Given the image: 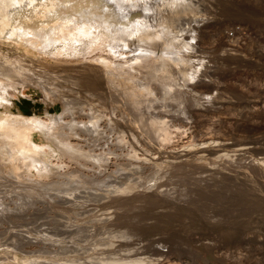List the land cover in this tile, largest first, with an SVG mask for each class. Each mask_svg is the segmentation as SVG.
<instances>
[{"label":"rangeland","instance_id":"rangeland-1","mask_svg":"<svg viewBox=\"0 0 264 264\" xmlns=\"http://www.w3.org/2000/svg\"><path fill=\"white\" fill-rule=\"evenodd\" d=\"M67 1L63 0L67 8L65 9L68 13H72L73 7L68 6ZM72 1L85 7V4L90 6L92 0ZM93 1L102 8L106 5L104 0ZM149 1L148 3L155 8H159L158 5L160 4L163 6L165 14L162 12L161 21L158 23L162 22L163 27L168 30H163L162 24L161 26L159 24V28L163 32L161 33L162 40L166 38L163 41H169L166 42L169 45L170 42L172 43L169 38L174 39L173 42H177L178 40L175 39L184 35L185 39L182 37V40L180 39L179 43L177 42V45L174 44V46L178 51L183 50L180 45H182L183 39L186 40L185 42L188 40L187 43L191 50L188 49V53L185 51V55H190V57L187 56L188 61L193 62L190 72H193L196 67H200L194 79L186 81L188 84L182 80V76L185 79V73L189 72L188 69L185 71L186 68L184 71L177 70L175 72L177 78L173 77L172 74H169L171 77H166L168 82V79L173 77V81L171 82V79L169 83H173L175 85L174 90L180 93V98L178 96L170 99L173 105L170 102L163 103L164 105L159 104L160 96H158V98H153V101L155 100L154 102L158 104L148 101L142 107L145 110L143 111L144 115L151 119L150 113L155 115L166 111V115H170V117L163 116L164 119L162 118V120L161 116L159 117L160 121L167 126V131L171 133V144L168 143L167 149H178L183 145H190L193 141V138H189V136L192 135L191 133L194 131L192 126L195 125L182 107L188 97L194 99L192 102L196 105L197 120L199 121L200 118L201 122H204L203 124H208L207 128L202 129L199 133V138L196 140L198 142L215 136H222L223 132L228 129L232 130L234 124L263 125L264 0H176L173 2L176 5L171 7H169V0ZM163 1L166 3L165 6L162 4ZM40 2L42 4V1ZM77 4L74 6L76 7ZM178 7L180 8L178 9ZM110 8L115 9V6L110 4ZM65 9L63 11L67 13ZM81 9L79 8V10ZM63 11L61 10V12ZM141 12L135 13L131 20L134 22L136 19L142 18L144 13ZM22 14L26 15L27 12ZM32 25L34 26V23ZM169 32L176 34L172 36ZM177 32H179L178 35ZM191 35L194 36L193 39L190 37ZM2 38L4 41H1ZM2 38L0 39L2 56L7 55V58L10 57V60L15 61V57L18 56L17 51L12 50L13 46H9L5 42L4 36ZM163 43H160L162 47H159V50L161 51L164 46ZM220 45L221 47L223 45L222 50H220ZM59 48H54L47 53L45 64L43 63L44 60L40 59L43 67L48 69L46 73L48 77H53L56 66L61 65L60 61L53 57ZM166 48L168 47H164V52H170L171 49ZM70 57L73 58V56H69V59L63 58L70 60V64L68 61L64 64L71 65L68 68L70 70L75 69V64L78 67L81 59L84 60L83 57H78L77 60L79 61ZM71 59L74 63L71 62ZM37 65L41 67L40 64ZM72 74L68 73V77ZM66 75L65 77H67ZM72 76L75 77V74ZM53 78L56 76L54 75ZM145 80L142 82L146 83L148 77ZM58 84H62V81H58ZM69 85L72 84L69 83ZM62 86L64 87V84ZM72 87L74 88L75 85ZM8 97L15 103L12 107L14 114L46 117V103L41 89L28 86L23 90H10ZM85 101L87 100L82 102ZM187 103L186 101L184 105ZM95 105L92 114H96L95 116H99L97 109L101 108L102 111L109 106L100 102H93L92 106ZM171 105L172 108H170ZM86 106L88 105L86 104ZM47 108L49 117H58L63 111V106L59 102L49 104ZM175 112L177 115H173ZM108 114L106 111L101 114L103 119L98 117L101 120L102 131L107 135H104L106 140L101 139L98 142L94 135L93 139L87 143L78 141L72 136L69 138L72 144L76 142L74 146L80 144L92 159L84 157L86 159L84 162L82 160L84 158L81 157L79 158L81 161L78 159H73L75 162L71 161L70 158L60 155V152L51 145L59 154L55 152L54 156L45 157L44 163L45 165L48 164L47 171L49 169V174L45 172L42 175L36 169L25 170L22 167L16 171L9 164L4 165L5 167L3 166L4 168L0 170V264H99V262L112 264L116 259L117 261L121 259L126 261L144 259L143 264H264V251L261 254L260 252H236L234 249H231L232 251H219V246L223 244L224 240H227L224 243H228L232 242L233 239L234 241L238 240L237 238L253 239L258 244L257 246L264 247V181L251 180V182L248 181L247 177L239 178L244 174L240 173L239 179L232 183L235 184V187L226 185V183L224 185V182L219 184L218 191L216 188L211 189L203 186L202 195L207 196L204 198L198 192H195L194 197L189 193L183 194L184 191L179 190L176 185L157 189L155 184L158 181L154 180L153 177L146 178L147 175L142 173V170L137 169L141 161H137L138 164L134 163L132 166V169L137 167L134 170L140 171L135 174V171L133 172L132 169L128 168L129 170L125 171L127 175L124 177L121 173L124 172L121 171L123 167L120 165L126 158L125 155L130 151L129 153L132 152L131 156L140 158L141 152L133 153L138 145L135 143L133 149L134 145H131L132 142L129 143V138H124L126 140V148H124V144L115 139V135L114 137L108 135V129L111 130V128L107 129L108 118L110 117ZM77 120L80 121V119ZM218 124H226L228 129L218 132ZM245 130L250 131V129L242 128V132L236 134L235 139H240L238 136H241V139L248 137L249 134L244 133ZM61 132L63 131L58 132V135L61 136L59 139L62 138L61 134L63 133ZM257 137H263L264 140V127ZM83 138L84 140L88 139V136L82 137V140ZM228 139L224 142L231 145L235 142L234 138L228 137ZM34 141L40 146L48 145L44 135L40 133L35 134ZM161 146L162 150L166 148L165 143H162ZM108 151L112 155L103 156L109 160L101 161V167L98 168L99 165L96 164L95 158ZM130 158L133 159L130 160L132 162L137 159ZM147 163L149 164V162ZM82 165L84 168H81ZM139 172L141 175L138 174ZM144 174L145 176H143ZM166 180L167 177H164L159 182ZM125 186H129L128 192H120V189H124ZM226 186L229 188L225 189ZM219 188H224L226 191L223 189V192ZM227 193L230 196L228 195L229 197L227 196L224 200ZM155 194H160L166 203L154 206V202L147 198H151ZM202 198L203 200H201ZM205 200H213V204L201 202ZM177 203L181 205L176 206ZM209 205L223 208L222 212L218 213L217 216L213 215V209ZM205 218H209L208 220L211 219V221H207ZM203 232L213 235V238H200L199 234H204Z\"/></svg>","mask_w":264,"mask_h":264},{"label":"bare ground","instance_id":"bare-ground-1","mask_svg":"<svg viewBox=\"0 0 264 264\" xmlns=\"http://www.w3.org/2000/svg\"><path fill=\"white\" fill-rule=\"evenodd\" d=\"M40 1H42V4H40ZM104 1L106 5L102 8L93 0L90 6L85 4V7L82 4L78 5L74 1L68 0L67 5L73 7L72 13H68L63 0H0V39L3 36L6 38L8 35L5 42L9 46H13L12 50L15 52L17 51L16 54L18 53V56L15 57V61H12L10 57L7 58V55L2 56L0 52V170L5 167L4 165L9 164L10 167L16 171L22 167L25 170L36 169L40 174L45 172L49 174V169L47 171L48 164L45 165L44 159L47 156H52L55 152H60V155L65 158H70L69 160L71 161L73 159H78L79 161L81 157L87 159L90 157L92 159L80 144V147L78 145L74 146L76 142L72 144L69 138L72 136L75 139L77 138L78 141L80 140L81 142L87 143L89 140L93 139L94 135V138L96 136V141L98 142H100L101 139L106 140L104 131H102L100 126L101 120L99 119L101 114L107 111V113H109L108 115H110L107 129L111 128V130L108 129V135H112L113 137L115 135V139L118 141L120 140L119 142L124 144V148H126V140L124 138H129V143H133L131 144L132 146L135 143L138 145L136 148L135 145L133 146V149L135 148L133 153L137 151L141 152L140 156L142 158L131 156L132 152L129 153L130 151L125 155L126 158L123 160L122 166L120 165V167H123L121 171L124 172H120L123 173L124 177L127 175L125 171L128 168L131 170L134 163L136 164L137 161H141L139 164L137 163L139 166L136 168L142 170V173L144 172L147 175L146 178L153 177L154 180L158 181L155 184L157 189H163L168 185H176L179 190L181 189L182 192L184 191L183 194L187 195L189 193L192 194V197L195 196V192L202 195L203 186H207L211 189L216 188V191H218L221 182H224V185L226 183V185L229 184L230 186H234L235 184L232 183L243 177H247L248 181H264V140L263 137H257L264 127V124L260 126H256L258 124H249L248 126L234 124L232 125V130L228 129L226 124H218V132L224 129L228 130L223 132L222 136H215L207 140L201 139L203 141L198 142L196 140L199 138V133L202 129L207 128L208 124H203L204 122L202 123L200 118L199 121L197 120L198 114L195 109L196 105L192 102L194 99L190 97L187 98L186 101L188 103L186 105H184L186 102L184 99L185 102L182 107L186 110L184 112H186L189 119H191L195 125L194 127L192 126L194 131L191 133L192 135L189 136V138H193V141L190 145H183L178 149H167L166 146L171 142V133L167 131V126L160 121L159 117L161 116L160 118L162 120V118L170 117V115L167 116L166 111H158L159 113L155 115H151L150 113L151 119L149 116L147 117L144 115L143 111L145 110H143L142 107H144L145 103L148 101L154 102L155 100L153 101V98H158V96H160L158 102L161 105L169 103L172 97L177 98L179 96L180 98V93L174 90L175 85L169 83L170 80L175 77V72H177V70L184 71L185 68V71H187V69L189 70V72L184 75L185 79H183L182 76V80H184L183 82L185 84H188L186 81L194 79L196 73L198 74L197 71L200 67H196L193 69V72H190V67L193 66V62L191 63L188 61L190 55H185V51L188 49L191 50L189 48L190 45L187 43L189 41L187 40V42H185L184 35H181L179 39L177 38L178 36L174 37L177 38L175 40H178V43L182 37L184 38L182 45H180L183 50L178 51L176 46H174V44L177 43L175 41V43L173 42L174 39L171 40V38L168 37L173 43L170 42L169 45L166 43L169 41H163L166 38L162 40L161 33L163 32H161V28L163 30L168 29L163 27L164 24H162V22L158 23L161 21V14L164 13L163 6H160L161 4L158 5L159 8H155L148 3L149 0ZM173 2H176V0H169L168 3L170 6L168 4L167 7L176 5V3L174 4ZM75 4H77V8L74 6ZM110 4H113L115 9H111ZM162 4H164V6L166 5L164 1ZM79 8L82 9L79 10ZM179 8L180 7H178V9ZM63 9H65L67 13H64ZM61 10L63 12H61ZM139 11L144 13L143 17L133 22L131 17L133 18V15L135 13L137 14ZM23 12H27V14L23 15ZM182 13L184 12L182 11ZM33 23L34 26L32 25ZM159 24L160 26L162 24L161 28H159ZM6 32L7 34H5ZM187 32L188 31H186V33ZM178 33L179 32H177V35ZM174 34L171 33L170 35L174 36ZM190 34H192V32ZM190 37L192 39L194 38L192 35ZM2 40L4 41L3 38L1 41ZM190 42L192 41L190 40ZM160 43L164 44L162 51L159 50V47H162ZM166 46L168 47L166 49H171L170 52H164V47ZM57 47L60 48L56 51V54H53V57L57 59V61L59 60L61 65L59 64L60 66H56L57 71H54L56 78H53L54 75L53 77H48V74H46L48 69H46L47 67H43V63L45 64L47 53ZM222 47L220 45V50L223 49ZM81 49L83 50L81 51ZM9 50L11 49L9 48ZM80 54H82V56H80ZM69 56H73V58L70 57L73 60H77L78 57H83L84 60L81 59L79 62L80 65L78 63L80 67H77L75 64L74 70L68 69L71 65L67 66V64H64L66 61L70 64V60H68ZM63 58L68 59L66 60ZM40 59L44 60V62L42 63ZM72 59L71 62L74 63ZM82 61L83 63L81 64ZM37 64H40L41 67ZM184 65L185 67H183ZM68 73L75 74V77L72 76L73 74L68 77ZM63 74H67L66 76L70 80ZM169 74H172L173 77L171 79L169 78L168 82L166 81V77L169 76ZM178 76L180 77V75ZM147 77V82L143 83L146 81L145 79ZM58 81H62V84H58ZM172 81L173 79L171 82ZM69 83L72 85H69ZM63 84L64 87L62 86ZM73 85H75L74 88L72 87ZM28 86L37 87L43 92L44 101L46 103L45 113L48 114L47 106L56 102L62 104V113L58 115V117H49V115L46 114L45 118L27 116L21 113L14 114L12 112V107L15 103L8 97L9 91L23 90ZM85 99L92 104L93 102H100L109 106L106 107V110H104V107L102 111L101 108L97 109V114H99L100 117L98 115L95 116L96 114H92L94 113L93 108L96 107V105L92 106V104H89L87 101L82 102ZM170 103L172 104V101ZM86 104L88 106H86ZM148 105H150V103H148ZM172 105L170 108H172ZM167 107L169 108V106ZM174 107L176 108L177 106ZM87 111L88 113H86ZM175 114L177 115V112L173 115ZM77 119H80V121ZM83 120H87L88 122H84ZM242 128L250 129V131H244V133H248L249 136L242 139L241 136H238L240 139H235L236 134L242 132ZM60 131H63L61 133L64 135L61 134L62 138L59 139V137H61L58 135ZM36 133L44 135L48 143L47 146H40L35 143L34 136ZM86 136H88V139L84 140L83 138L82 140V137ZM228 137L235 139L232 145L224 142ZM111 139L112 137L110 138V142ZM228 141L230 140L228 139ZM110 142L107 143L110 144ZM162 143H165L166 148L164 150L161 148ZM51 145H53L54 149L56 148L58 152L55 151ZM110 154L112 155V153L108 151L104 153V155L102 154L99 155V157L97 156L98 158H95L96 164L99 165L98 168L101 167V161L104 159L109 160L103 156L109 157ZM129 157L137 159H135V162H132L130 161L132 158L129 159ZM85 158L82 159L84 162L86 160ZM147 162H149V164ZM83 166L84 165H82L81 168H84ZM134 169L131 171H135V174L140 171ZM240 173H244L242 174L243 176H241ZM138 174H140V172ZM145 174L143 176H145ZM239 175L241 177H239ZM12 177L13 176H11V178ZM164 177H167V180L165 182H159ZM121 179L124 178L121 177ZM243 182H245V180H243ZM249 184L252 185L250 182ZM228 188L227 186L225 187V189ZM129 189V186H125L124 189H120V192L127 193ZM223 189L221 191H223ZM228 195L230 196L228 193L225 195L226 197H224V200H226L225 198H227ZM201 197L207 198V196L205 197L203 195ZM162 198L160 194H155L147 199L153 201L155 206L156 204H163L165 202ZM221 198L223 199V197ZM201 200H203V198ZM201 202L204 204H213V200ZM179 205L181 204L177 203L176 206ZM209 206L213 209V215L217 216L218 213L222 212L223 208L221 209L218 206L212 205ZM208 219L206 220L211 221V219ZM203 233L204 234H199L201 236L200 238H213V235L207 232ZM237 239L238 240L235 241L233 239L234 242L228 243H224V241H227L224 240L223 244L219 246V251L222 252V250L229 251L234 249L236 252H260V254L264 251V247L257 246L258 244H256L253 239ZM143 260L130 259L126 261L125 259H121L117 261L116 259L112 264H143ZM99 264L101 263L99 262Z\"/></svg>","mask_w":264,"mask_h":264},{"label":"water","instance_id":"water-1","mask_svg":"<svg viewBox=\"0 0 264 264\" xmlns=\"http://www.w3.org/2000/svg\"><path fill=\"white\" fill-rule=\"evenodd\" d=\"M47 112H49V110H47Z\"/></svg>","mask_w":264,"mask_h":264}]
</instances>
